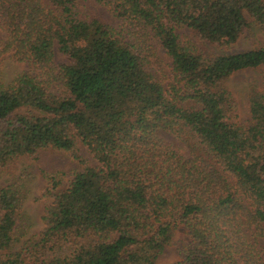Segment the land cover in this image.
<instances>
[{
	"label": "trees",
	"instance_id": "obj_1",
	"mask_svg": "<svg viewBox=\"0 0 264 264\" xmlns=\"http://www.w3.org/2000/svg\"><path fill=\"white\" fill-rule=\"evenodd\" d=\"M94 1L117 26L81 0H0V264H157L180 227L175 264H264V48L223 50L264 34V0ZM8 56L30 71L7 82ZM248 70L237 123L228 81ZM46 150L81 168L43 173L30 236L16 174Z\"/></svg>",
	"mask_w": 264,
	"mask_h": 264
},
{
	"label": "rangeland",
	"instance_id": "obj_2",
	"mask_svg": "<svg viewBox=\"0 0 264 264\" xmlns=\"http://www.w3.org/2000/svg\"><path fill=\"white\" fill-rule=\"evenodd\" d=\"M80 11L102 23H109L114 26L118 24V20L104 6L99 5L94 0H81ZM5 39L6 34L0 25V40L4 41ZM256 48H264V34L258 29H253L244 34L237 44L223 50L226 52H244ZM213 51L215 53L220 52L216 48ZM56 62L62 64L71 63L67 57L60 54L56 55ZM3 67V75L7 82L13 80L18 74L30 71L28 64L16 63L9 56L6 57ZM163 70L165 73L169 72L167 67H163ZM160 71L156 70L157 75H160ZM261 75V70H248L234 75L228 81V87L237 104V119L235 120L237 123L250 120L248 97L252 89L258 88L261 90ZM78 155L83 159L89 160L91 163H95L89 152L82 145L79 147ZM80 168L81 164L79 160H74L55 150L42 151L36 160L30 158L22 159L16 176L21 175L22 186L29 192V199L25 204V212L27 214L30 236H37L42 231V216L49 202L41 200L43 191L47 186V180L43 173L62 172L70 175ZM67 179L68 176L65 180L67 181ZM189 243L190 238L186 230L183 227L176 229L171 242L159 256L157 264H175L179 262L181 250Z\"/></svg>",
	"mask_w": 264,
	"mask_h": 264
}]
</instances>
